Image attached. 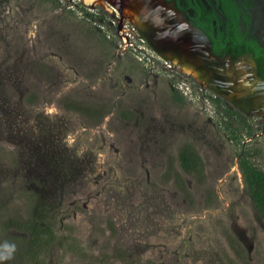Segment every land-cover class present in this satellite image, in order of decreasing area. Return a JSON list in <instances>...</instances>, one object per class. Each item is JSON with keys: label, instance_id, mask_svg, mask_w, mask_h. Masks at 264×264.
Instances as JSON below:
<instances>
[{"label": "rangeland", "instance_id": "rangeland-1", "mask_svg": "<svg viewBox=\"0 0 264 264\" xmlns=\"http://www.w3.org/2000/svg\"><path fill=\"white\" fill-rule=\"evenodd\" d=\"M122 14L0 0L4 264H264V111L242 119Z\"/></svg>", "mask_w": 264, "mask_h": 264}, {"label": "flooded vegetation", "instance_id": "flooded-vegetation-1", "mask_svg": "<svg viewBox=\"0 0 264 264\" xmlns=\"http://www.w3.org/2000/svg\"><path fill=\"white\" fill-rule=\"evenodd\" d=\"M108 1L121 14L124 7L134 12V26L152 43H162L167 38L179 42L183 51L180 54L157 47L164 58L176 59L197 73L202 80L193 76L197 82L239 114L248 117L264 111V0ZM141 14H146L148 22L157 23L161 32L142 29ZM166 28L173 34L164 36ZM188 40H193L194 45ZM203 69L212 73L210 78L202 74Z\"/></svg>", "mask_w": 264, "mask_h": 264}, {"label": "trees", "instance_id": "trees-1", "mask_svg": "<svg viewBox=\"0 0 264 264\" xmlns=\"http://www.w3.org/2000/svg\"><path fill=\"white\" fill-rule=\"evenodd\" d=\"M242 119L244 118L242 115L238 114ZM230 119V116L228 117L227 121L225 122L226 127L231 130V132L235 133L238 129V127L235 126L233 121ZM181 164L183 167H186L188 169H196L198 166L199 157L195 153V151L192 148L186 147L181 154L179 155ZM250 191H252L251 196L254 203V206L256 208V211L260 218L264 221V188L261 187L259 184L250 185ZM37 214V213H36ZM38 219L35 217H32L31 221L28 225H24V228L26 227L28 229V234L31 237V242L33 245H38L41 242H44L47 236L51 235L50 232L41 224L40 222H37ZM23 227V226H21Z\"/></svg>", "mask_w": 264, "mask_h": 264}, {"label": "water", "instance_id": "water-1", "mask_svg": "<svg viewBox=\"0 0 264 264\" xmlns=\"http://www.w3.org/2000/svg\"><path fill=\"white\" fill-rule=\"evenodd\" d=\"M146 14H148V13H146ZM146 14L144 15V23H143V25H144V28H142V29H149L150 31L151 30H157V32H161V29H158V24L157 23H155V22H153L152 20H150L149 22H148V20H147V17H146ZM142 15V14H141ZM142 15V16H143ZM170 29V28H169ZM164 30V29H163ZM165 35L167 36V35H170L171 33L173 34V31L172 30H168L167 28L165 29ZM153 44V46L155 47V48H157L158 50H160L158 47H157V42H156V44L155 43H152ZM160 48H163L162 50L163 51H168V52H170V53H172V54H180V53H182L183 51L181 50L182 49V46H181V44H179V42L177 43V41H175V39H169V38H167V39H165V42L163 43L162 42V45H160L159 46ZM186 51V50H185ZM207 69H209V68H207ZM204 70V69H203ZM202 70V74H204L205 73V75L206 76H209V74L207 73V70L205 69L204 71ZM259 100V99H258ZM264 101V100H263ZM257 104H259V101H257ZM256 104V105H257ZM259 106H261V105H259ZM255 109H258L257 107L255 108Z\"/></svg>", "mask_w": 264, "mask_h": 264}, {"label": "clouds", "instance_id": "clouds-1", "mask_svg": "<svg viewBox=\"0 0 264 264\" xmlns=\"http://www.w3.org/2000/svg\"><path fill=\"white\" fill-rule=\"evenodd\" d=\"M16 252V244L10 241L0 242V264L11 260Z\"/></svg>", "mask_w": 264, "mask_h": 264}, {"label": "bare ground", "instance_id": "bare-ground-1", "mask_svg": "<svg viewBox=\"0 0 264 264\" xmlns=\"http://www.w3.org/2000/svg\"><path fill=\"white\" fill-rule=\"evenodd\" d=\"M98 2V0H84V3L85 4H88V5H92V4H94V3H97ZM164 43V42H163ZM158 45L160 46V45H162V43H158ZM186 74H188V75H192V76H194V77H196L199 81H201L202 82V80H201V77L199 76V75H196L194 72H193V70L191 71V70H188L187 68H185L184 66H182V68H181ZM212 74V73H211ZM211 74L209 75V76H207V77H211ZM204 81V80H203ZM205 82H207V81H205ZM255 103V102H254Z\"/></svg>", "mask_w": 264, "mask_h": 264}]
</instances>
